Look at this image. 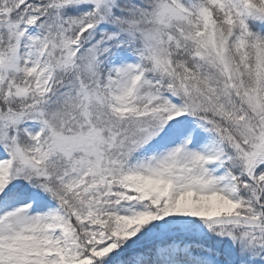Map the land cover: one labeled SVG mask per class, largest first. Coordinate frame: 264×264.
Segmentation results:
<instances>
[{
	"label": "snow or ice",
	"instance_id": "obj_1",
	"mask_svg": "<svg viewBox=\"0 0 264 264\" xmlns=\"http://www.w3.org/2000/svg\"><path fill=\"white\" fill-rule=\"evenodd\" d=\"M0 264H264V0H0Z\"/></svg>",
	"mask_w": 264,
	"mask_h": 264
}]
</instances>
